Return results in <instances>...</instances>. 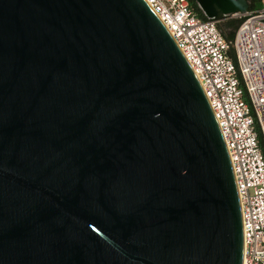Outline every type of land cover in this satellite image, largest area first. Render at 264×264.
I'll return each instance as SVG.
<instances>
[{
	"label": "water",
	"instance_id": "obj_1",
	"mask_svg": "<svg viewBox=\"0 0 264 264\" xmlns=\"http://www.w3.org/2000/svg\"><path fill=\"white\" fill-rule=\"evenodd\" d=\"M242 262L223 138L148 5L0 0V264Z\"/></svg>",
	"mask_w": 264,
	"mask_h": 264
},
{
	"label": "built area",
	"instance_id": "obj_2",
	"mask_svg": "<svg viewBox=\"0 0 264 264\" xmlns=\"http://www.w3.org/2000/svg\"><path fill=\"white\" fill-rule=\"evenodd\" d=\"M143 1L195 75L220 130L240 204L242 264H264V156L258 143V131L264 141V0L257 11L227 17L243 20L231 42L217 21L198 18L187 0Z\"/></svg>",
	"mask_w": 264,
	"mask_h": 264
},
{
	"label": "trees",
	"instance_id": "obj_3",
	"mask_svg": "<svg viewBox=\"0 0 264 264\" xmlns=\"http://www.w3.org/2000/svg\"><path fill=\"white\" fill-rule=\"evenodd\" d=\"M187 1L189 3L190 8L194 11V13L197 15L198 18H200L203 21H209L199 10L195 0H187ZM246 2L248 4L249 12L257 11L262 7V0H246ZM212 20L217 21L216 26L218 30L222 34L223 38L226 41H230V42L234 39L236 31L243 21L242 19H227L223 17V15L219 12L217 16ZM229 55L232 58L233 62L236 63L235 54L232 47L230 48ZM244 98L247 101V97L245 94H244ZM258 143L260 150L264 156V141L259 131H258Z\"/></svg>",
	"mask_w": 264,
	"mask_h": 264
}]
</instances>
